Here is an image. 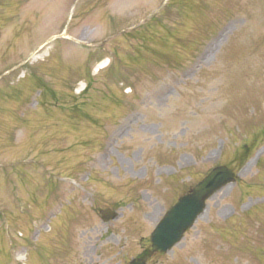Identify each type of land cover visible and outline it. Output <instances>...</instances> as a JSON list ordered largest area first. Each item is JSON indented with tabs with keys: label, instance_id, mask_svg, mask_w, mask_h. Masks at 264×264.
Masks as SVG:
<instances>
[{
	"label": "rangeland",
	"instance_id": "1",
	"mask_svg": "<svg viewBox=\"0 0 264 264\" xmlns=\"http://www.w3.org/2000/svg\"><path fill=\"white\" fill-rule=\"evenodd\" d=\"M216 165L148 264H264V0H0V264H126Z\"/></svg>",
	"mask_w": 264,
	"mask_h": 264
},
{
	"label": "water",
	"instance_id": "2",
	"mask_svg": "<svg viewBox=\"0 0 264 264\" xmlns=\"http://www.w3.org/2000/svg\"><path fill=\"white\" fill-rule=\"evenodd\" d=\"M235 181V174L226 166H217L186 195L179 198L159 222L152 233L151 251L166 252L180 241L184 232L191 227L203 212L206 200L225 185ZM105 220L116 217L110 210L103 212ZM129 264H146L134 259Z\"/></svg>",
	"mask_w": 264,
	"mask_h": 264
},
{
	"label": "flooded vegetation",
	"instance_id": "3",
	"mask_svg": "<svg viewBox=\"0 0 264 264\" xmlns=\"http://www.w3.org/2000/svg\"><path fill=\"white\" fill-rule=\"evenodd\" d=\"M149 241H150V240H148V242H149ZM146 251H147V250H143V251L140 253L139 256L144 257V258L146 259V256H145V255L147 254Z\"/></svg>",
	"mask_w": 264,
	"mask_h": 264
}]
</instances>
